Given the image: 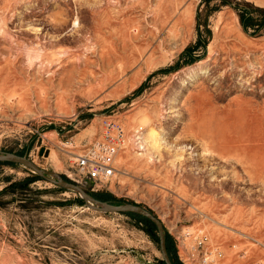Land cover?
Segmentation results:
<instances>
[{"label": "rangeland", "instance_id": "obj_1", "mask_svg": "<svg viewBox=\"0 0 264 264\" xmlns=\"http://www.w3.org/2000/svg\"><path fill=\"white\" fill-rule=\"evenodd\" d=\"M103 118L126 136L96 187L70 154ZM6 151L143 205L178 264L264 261V0H0ZM161 260L144 221L0 160V264Z\"/></svg>", "mask_w": 264, "mask_h": 264}, {"label": "built area", "instance_id": "obj_2", "mask_svg": "<svg viewBox=\"0 0 264 264\" xmlns=\"http://www.w3.org/2000/svg\"><path fill=\"white\" fill-rule=\"evenodd\" d=\"M100 124L101 128L95 139L80 151L70 154L71 162L77 166L79 173L90 179L96 187L105 186L116 173L115 158L126 136L125 128L121 122L103 118ZM197 243L202 247L204 245L203 238L200 237ZM218 254L220 251L215 249L214 256L206 254L202 262L216 264ZM249 264H264V261L255 260Z\"/></svg>", "mask_w": 264, "mask_h": 264}, {"label": "water", "instance_id": "obj_3", "mask_svg": "<svg viewBox=\"0 0 264 264\" xmlns=\"http://www.w3.org/2000/svg\"><path fill=\"white\" fill-rule=\"evenodd\" d=\"M0 160L22 163L28 168H30L32 171H34L37 175L42 176L43 178L63 188L75 190L83 199L84 203L95 210L104 212H134L148 218L156 226L157 239L162 260L165 264H174L167 249L164 227L161 220L143 205L137 202L130 201H125L122 203H112L109 201L98 199L89 192H87L85 188H83L80 184L74 181L59 177L55 178L51 176L48 170L39 167L35 162H33L29 157L24 154H18L11 151L0 152Z\"/></svg>", "mask_w": 264, "mask_h": 264}, {"label": "trees", "instance_id": "obj_4", "mask_svg": "<svg viewBox=\"0 0 264 264\" xmlns=\"http://www.w3.org/2000/svg\"><path fill=\"white\" fill-rule=\"evenodd\" d=\"M190 48H191V47H186L185 50H184V52H188V50H190ZM8 162H10V161H8ZM92 194H93L95 197H97V198H102V197H99V196H98L97 194H95V193H92ZM109 200H110V201H113V202H117V203L119 202V201H117V200H115V199H109ZM126 213L129 214L130 216H132L133 218L139 220V221H144V222L150 227L152 237H153L154 239L157 240V236H156V233H155V231H156V226H155V224H153V222H152L151 220H149L148 218H146V217H144V216H142V215H140V214H138V213H134V212H126ZM167 249H168V252H169V254H170V249H169L168 243H167ZM171 256H172V255H170V257H171ZM171 259H172V261H173L174 264H178V263L174 260L173 257H171ZM160 264H165V263H164L163 260H161Z\"/></svg>", "mask_w": 264, "mask_h": 264}]
</instances>
